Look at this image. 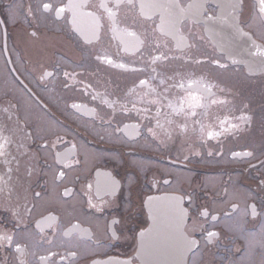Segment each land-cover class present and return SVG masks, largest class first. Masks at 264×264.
<instances>
[{"label":"flooded vegetation","instance_id":"1","mask_svg":"<svg viewBox=\"0 0 264 264\" xmlns=\"http://www.w3.org/2000/svg\"><path fill=\"white\" fill-rule=\"evenodd\" d=\"M0 131V264H136L161 195L187 264H264L258 0H0Z\"/></svg>","mask_w":264,"mask_h":264},{"label":"water","instance_id":"2","mask_svg":"<svg viewBox=\"0 0 264 264\" xmlns=\"http://www.w3.org/2000/svg\"><path fill=\"white\" fill-rule=\"evenodd\" d=\"M225 13V12H224ZM208 36L216 31L215 43L223 53H231L236 47L247 46L251 42L235 25L232 28L222 24L206 22ZM232 37V42H226ZM213 38V37H212ZM214 39V38H213ZM249 49V50H250ZM150 225L139 233V247L136 264H187L189 254L197 247L192 237L186 232L187 211L171 195L153 196L147 202ZM102 264H135L127 259H110Z\"/></svg>","mask_w":264,"mask_h":264},{"label":"snow or ice","instance_id":"3","mask_svg":"<svg viewBox=\"0 0 264 264\" xmlns=\"http://www.w3.org/2000/svg\"><path fill=\"white\" fill-rule=\"evenodd\" d=\"M129 2H131V0H129ZM258 3H259L260 12H261V13H264V0H258ZM74 6H76V5H72V4L69 5V7H74ZM45 7H46V8H47V7H50V5H45ZM59 11H63V9H60ZM243 34L246 35V33H243ZM133 35H134V34H133ZM160 58H161V57H154L153 59H160ZM216 63H218V61H216ZM122 66H123V65H121V67H122ZM145 83H146V81H143V80L140 81V84H145ZM162 83H163V81H162ZM181 86H182V85H181ZM189 96H190L191 100L195 102V103L190 104L189 106H190V107H195V106H197L198 103H199V97L196 96V95L193 94V93H189ZM0 141H2V142H0V155H4L3 149H4L5 145L9 142V138L6 137V136H4L3 133H2V131H0ZM209 235H213V233H209ZM7 239H8L9 241L11 240L10 237H8ZM18 247H19V246H18Z\"/></svg>","mask_w":264,"mask_h":264},{"label":"rangeland","instance_id":"4","mask_svg":"<svg viewBox=\"0 0 264 264\" xmlns=\"http://www.w3.org/2000/svg\"><path fill=\"white\" fill-rule=\"evenodd\" d=\"M151 165L153 166V164H151ZM168 171H171V170L168 169ZM189 177H190V175L185 176L186 179H188ZM161 196H163V195H161ZM251 236L254 237L255 234H251ZM257 239H258V240H261L262 238L259 237V238H257ZM253 246H254V243H253V244L251 243V245H250V249H251L250 252H252ZM263 260H264V257H263ZM248 264H253V263H252V262H249Z\"/></svg>","mask_w":264,"mask_h":264}]
</instances>
